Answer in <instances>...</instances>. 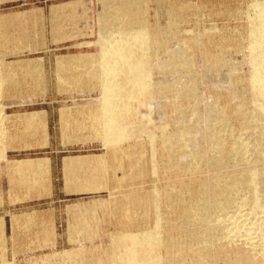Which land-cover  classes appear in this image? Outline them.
Here are the masks:
<instances>
[{"label":"rangeland","instance_id":"obj_1","mask_svg":"<svg viewBox=\"0 0 264 264\" xmlns=\"http://www.w3.org/2000/svg\"><path fill=\"white\" fill-rule=\"evenodd\" d=\"M260 1L262 0H164L166 5L164 10L167 12L159 11L154 4H148L145 8V17L151 21L154 17H158V24L162 27V33L164 32L163 39L165 37L167 41L172 39L169 41L170 44L165 39L167 46H171L168 47L171 50L182 43V40L184 42V39L199 40L198 47L191 46L190 50L188 49L191 56H194L192 58L194 68L197 66L195 69L199 70L194 72L195 75L198 74L196 77H199L205 69L204 66L209 58L220 55L237 65L240 73L246 75L248 67L244 64V55L240 51L243 50L242 47L249 37L248 22L251 15L249 13H253L251 5ZM70 4L79 6L73 12ZM103 10L99 0H0V63H12L15 69L22 68V71L12 70L13 73L8 75L13 77L11 82L0 89V127L7 135L6 144L0 146L2 149L0 155L3 154L9 160L40 159L43 164L41 176L38 178L36 176V180L39 181L37 190L30 189L31 185H26L24 191L18 187L8 192L5 186L4 193L1 192L0 199L5 201L2 211L10 213L12 232L10 227L11 235L8 236L7 242L0 241V264H97V262L112 264V255L110 257L109 254L113 251V236L154 228L155 211L153 207L148 206L154 194L153 188L159 191L158 194L162 199L163 215L167 216L170 213L169 219L176 223V228L179 229L183 226L182 221H178L181 214L180 202L178 203L175 198L173 201L166 199L169 197L168 193L172 190L175 194L182 195L183 203L189 202L191 196L185 188L193 182L199 183L204 178L203 174L207 166L202 167L203 171L200 170V173L190 169L178 171L173 169L169 165L168 154L163 151L160 142L154 143L153 146L146 142L137 151L130 150L128 147L124 151L128 156L134 152L141 153L145 161L152 162L159 170L156 177L144 176L143 170L139 167L138 169L134 162L131 167L128 158L124 159L123 155L126 154L122 150L126 147L119 149L122 155L119 158L117 155L116 157L122 162L118 163L117 158L111 156L114 149L105 145L103 137H99L97 132L86 129L90 128L91 116L97 114L96 110L102 103L100 100L102 89L97 88L95 79L91 81L85 78L80 85L74 84L73 79L69 77L72 71L76 73L73 69L63 71V75L67 77L64 80L60 79L56 61L67 56L76 59L82 56L94 58L95 55H99L101 45H99L100 21L98 20ZM163 53L164 51L160 52L162 55ZM29 60L39 61L41 66L37 71L27 70L26 62ZM81 66L77 67V72L90 69L87 66L88 69ZM221 70L220 74L210 73L205 76L206 78L201 79L200 95L204 103L215 102L219 110L226 111L228 126L231 125L230 128L235 130L233 133L237 136L242 125V117L236 113L241 97L237 95L235 97V88L228 76L230 75L228 68ZM71 81L74 86L71 83L68 84ZM167 97L166 99L170 101L171 96ZM181 103V112L173 108V103H168L165 114L168 116H164L166 119L153 113V121L168 125V133L176 131L175 127L180 121L190 120L191 122L192 117L189 111L192 103L187 99ZM28 111L37 113L35 118L37 120L33 122L35 126H26L23 123L25 113ZM63 112L69 113L65 119L62 118ZM174 112L175 116L172 114ZM45 113L48 114L47 117ZM48 129L51 136L47 134ZM33 139L34 142H27ZM152 147H155V152L157 151L155 157L152 154ZM108 155L110 157L105 161L110 170L101 178L105 179L102 180V186H99L101 188L98 187L99 190L87 189V191L82 188L79 190V184L65 173L66 160L101 158ZM2 157L0 156V164H5L3 161L5 157ZM120 157H123V160ZM113 158L116 160L115 163ZM115 165L119 166L115 168L117 172L112 169ZM132 174L137 180H131L134 179L130 177ZM121 175L124 179L120 183ZM129 200L133 202L129 203ZM131 204L132 207L129 206ZM168 206H171L170 209L174 206L173 210L170 211ZM166 208L170 212L167 210V213ZM241 212L246 213L243 210ZM260 216L262 218V215L258 214L257 219L253 218L251 222L243 220L242 223L246 227H250L252 223L257 224L258 221L264 223L261 222ZM180 232L179 230L171 234V237L177 241L175 242L177 245L180 239L186 237V233ZM164 235L167 236L166 233ZM256 241L258 239L254 242ZM246 248L249 250V247L246 246ZM188 249L183 255V257L186 255L184 260L188 261L185 263L198 264L196 260L194 263L195 256L192 252L189 254ZM225 250L226 255L218 257L219 259L217 258V261L212 264L219 262V264H238L232 260L231 255L236 252V248H231L227 243ZM73 252H75L73 258L68 257ZM159 252L163 258L166 257V251L161 249ZM251 252L253 253L252 250Z\"/></svg>","mask_w":264,"mask_h":264},{"label":"bare ground","instance_id":"obj_2","mask_svg":"<svg viewBox=\"0 0 264 264\" xmlns=\"http://www.w3.org/2000/svg\"><path fill=\"white\" fill-rule=\"evenodd\" d=\"M99 1L104 9L100 20H98L100 21V43L99 41L98 43L101 45L99 55H95L94 58L93 56H82L83 58L77 57L76 59L67 56L56 61L60 79L64 80L67 77L63 75V71L66 69L72 71L73 69L76 70V73L70 71L69 77L73 79L74 84L80 85V82L85 78L91 81L95 79L97 88L102 89L100 99L102 103L96 110L97 114L91 116L90 128L86 129L97 132L99 137H103L105 145L114 149V152H111L112 157L117 155L119 158L122 155V147H126L122 150L124 153L127 147L137 151L143 146V143L147 142L153 146L156 142H160L163 151L168 154L169 165L173 169L177 171L190 169L199 172L202 167L207 166L203 180L199 183H194L193 180V184L185 188L191 196L189 202L183 203L182 195L175 194L172 190L168 193L169 197H165L170 201L175 198L178 203L180 202L181 214H178V221H182L183 226L179 225L178 229L176 223L169 219L170 213L168 212L173 210L174 206L171 209V206H168L170 211L168 208L165 210L166 212L168 210V215H163L162 199L158 194L159 191L153 188L152 193L154 194L151 196V203L149 202L151 206H148L153 207L155 211L153 214L154 228L113 236V251L109 254L110 257L112 255V264H186L187 260H184L186 255L185 257L183 255L186 254L185 250L188 248L189 254L192 252L195 256L194 263L197 261L198 264H212L217 261L218 257L226 255L225 245L227 243L231 248H236V252H231L234 262L264 264V223L258 221L257 224H250V227H246L242 223L243 220L251 222V220L257 219L258 214L262 215L260 220L264 222V0L250 4L253 13H249L251 15L248 22V41H245L242 51L238 50V52H243L248 74L240 73L237 65L220 55L208 57L205 69L201 73L199 72V77H196L198 74L194 73L199 71L195 69L196 65L194 68L192 59L194 56L192 57L188 51L191 46L196 48L200 43L199 40H196L197 38L188 41L184 39V42L182 40V43L178 45L181 42L179 40L176 44L178 46L171 50L168 48L171 46H167V44L172 39L167 41L165 37L168 43L163 39L164 32L162 33V27L158 24V17L153 16L154 20L152 21L145 17V8L148 7V4H154L159 8V11H163L166 8L164 0ZM77 6L79 5L74 4L70 8L74 12ZM156 7L153 8L156 9ZM172 38L174 37L172 36ZM162 51H164L163 55L160 54ZM26 64L27 70L30 71H37L41 66L38 60H29ZM80 66L90 69L77 72V67L80 68ZM225 67L230 71L228 76L234 85L235 97L236 95L241 97L237 112L235 111L242 117L241 130L237 136L233 133L234 129L230 128L231 125L228 126L226 111L219 110L215 102L204 103L200 95L201 79L210 73L220 74L221 69ZM16 69L22 71V68ZM16 69L12 63H0V89L11 82L13 77L8 75ZM69 83L73 85L72 81ZM168 95L171 96L170 101L166 99ZM185 99L192 103L189 111L190 117H192L191 122L190 120L180 121L178 125L175 124L176 131L168 133V125L153 121V113L166 119L168 103H173V108L181 112V102ZM67 114L69 113L63 112L62 116L64 117L62 118L65 119ZM172 114L175 116V112ZM34 116H32L33 119ZM6 136L0 127V146L6 143ZM152 148V154L155 157L157 151L155 152V147ZM0 150L2 151V149ZM125 156L123 155L124 159L128 158L131 162V167L134 162L137 168L143 170H141L142 175L145 173L144 176L156 177L158 174V168L152 162L145 161V157L141 156V153L134 152ZM109 157L108 155V157L101 158H71V160L65 161V173L79 184V188L76 185L79 190H81L80 188L89 191L90 189L99 190L102 180L105 179L101 178L110 170L105 161ZM118 158L117 162H122L118 161ZM112 160L116 162L114 158ZM28 163H17V165L20 167ZM121 166L123 167V165ZM116 167L119 166L115 165L112 168L114 172H117L115 171ZM167 167L169 168L168 165ZM19 171L21 170L19 169ZM123 175H121L120 183L124 179ZM130 177L134 178L131 179L132 181H135L136 178L133 174ZM116 180L118 179L116 178ZM114 182L111 183L115 184ZM132 200H129V203H132ZM242 210L246 211V213L243 212L245 215L241 212ZM165 211L163 212L165 213ZM127 214L130 216L128 210ZM179 230L182 234L186 233V237L180 239L177 245L175 243L177 241L171 237V234ZM165 233L167 236L164 235ZM256 239L258 241L254 242ZM246 246L249 247V250ZM161 249L166 251L165 258L159 252ZM251 250L253 253H250ZM74 253L69 254L68 257H72ZM180 257L183 258L180 259ZM107 263L97 262V264Z\"/></svg>","mask_w":264,"mask_h":264},{"label":"crops","instance_id":"obj_3","mask_svg":"<svg viewBox=\"0 0 264 264\" xmlns=\"http://www.w3.org/2000/svg\"><path fill=\"white\" fill-rule=\"evenodd\" d=\"M34 115L37 116V113L34 111H28L27 113H25L23 123L25 122L24 124H26V125L28 124V126H30V123H31L32 124L31 126H35V124L33 123V120L35 122L37 119H35L36 117ZM32 116H34V119ZM45 116L47 117L48 114L45 113ZM28 120H30V121L32 120V121L30 122ZM28 122H30V123H28ZM50 133L51 132L48 129L47 134H49V136H51ZM36 137L38 138V134L36 135ZM27 142H34V139L33 140H27ZM35 142H37V141H35ZM5 144L6 143H4L3 145H5ZM3 157H5V156L3 155ZM4 159L5 160H3V161H5V164L4 163L0 164V170H1L0 171V195H1V192L4 193V187L5 186L7 187L8 192H9V190L16 189L18 187L22 188V191H24L26 185H31V184H33V185H31V187H33L32 190H37V186H39V184H38L39 181L36 180L35 178H36V176H37V178L39 176H41L40 172L43 169V164H42L40 159H31V158L28 159L27 158L25 160H9L8 157H5ZM25 162H29V163L23 164L20 167H19V165H17V163H25ZM50 163L52 164V162H50ZM64 167H65V162H64ZM19 169L21 171H19ZM22 171H24V172H22ZM13 176H14V179H13ZM19 178H20V180H19ZM31 180H32V182H31ZM40 185H41V183H40ZM38 190L39 191L41 190L40 187L38 188ZM4 204H5V201H2L0 199V241L1 242H7V240L9 239L8 236L11 235L10 227H11V232H12V226L10 225V221H9L10 213H5L2 211L5 207Z\"/></svg>","mask_w":264,"mask_h":264}]
</instances>
